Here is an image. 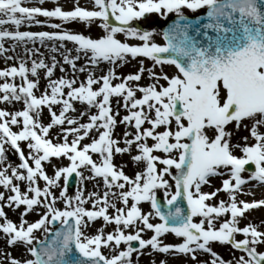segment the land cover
<instances>
[{
	"label": "snow or ice",
	"instance_id": "snow-or-ice-1",
	"mask_svg": "<svg viewBox=\"0 0 264 264\" xmlns=\"http://www.w3.org/2000/svg\"><path fill=\"white\" fill-rule=\"evenodd\" d=\"M26 2L0 0V26L35 24L55 30L2 28L0 54L8 51L6 39L58 41L51 52L59 53L62 63L55 55L46 63L36 49L41 58L30 67L21 59L0 69V104L22 105L0 108V240L5 244L0 264H133L134 253L136 264L141 255L152 253L183 255L193 264H264V231L251 221L240 226L247 211L264 207V199H238L253 194L251 187H243L250 181L264 185V0H91L90 9L71 0L70 10L58 0H52L51 9L23 6ZM185 10L203 11L190 18ZM153 13L161 18L176 14L163 30V44L153 39L156 29L133 24ZM97 21L102 34L96 38L63 27L82 22L90 28ZM25 51L31 56L34 50ZM133 60L137 71L118 74ZM145 60L151 67H145ZM64 65L70 66L72 78L52 79L58 66L65 72ZM165 66L175 72L169 74ZM97 70L102 74L96 75ZM145 72L150 83L140 85ZM77 73L86 79L78 81ZM77 102L84 106L79 111ZM45 108L49 122L42 123ZM121 108L126 114L118 120ZM118 123L124 131L114 138ZM53 129H58L54 136ZM10 151L18 163L8 162ZM124 154L139 168L132 176L125 173L126 164L114 162ZM61 157L69 162L66 166L52 163ZM73 174L77 186L69 194ZM216 176L226 177L221 187L202 191L203 185L212 187L210 177ZM97 179L104 190L98 185L86 192L84 181ZM157 190H163V201ZM220 192L226 199L209 203ZM178 199L187 202L186 212ZM141 202L150 205L149 211L141 209ZM5 208L17 214L16 221ZM30 214L37 218L28 220ZM97 219L103 224L88 234ZM108 225L114 228L106 232ZM37 232L45 239H38ZM146 233L151 234L145 238ZM168 234L176 242L166 243ZM214 243L242 254L226 260ZM11 249H22V255L13 256ZM198 253L210 260H197Z\"/></svg>",
	"mask_w": 264,
	"mask_h": 264
},
{
	"label": "rangeland",
	"instance_id": "rangeland-1",
	"mask_svg": "<svg viewBox=\"0 0 264 264\" xmlns=\"http://www.w3.org/2000/svg\"><path fill=\"white\" fill-rule=\"evenodd\" d=\"M34 5L38 4V0H30ZM47 1H50V0H45V2ZM45 8H48V9H51L52 7H54L55 5L52 3V0L48 3H45ZM58 3L59 5L64 8V10H70L71 7H72V2L71 0H58ZM42 5V4H40ZM80 5L83 6V7H86V8H91L92 7V3H91V0H80ZM170 15V14H169ZM168 15V16H169ZM156 21L159 20V22H162V20H164L163 18L159 17V19H155ZM53 23H59L58 20H53L51 21ZM99 21H97L96 23H94V25H92L90 28L89 27H86L82 22H69V23H66L63 25V27L67 30H70V31H73V32H80V33H83L85 35H90L92 36L93 38H96L98 37L99 35L102 34V30L99 29L96 24H98ZM10 25V24H8ZM146 25V24H145ZM144 27V26H143ZM2 28H7L9 31H13V29L11 27H0V29ZM146 28V27H145ZM149 29L151 28H154L152 25H150V27H147ZM40 29V28H39ZM38 29V30H39ZM42 29H47L45 31H54L55 29H52V28H49V27H43ZM156 31H158L159 29H157V27L155 28ZM158 33V32H157ZM122 37L123 35L121 34H118V38L122 40ZM9 42H13L12 40H9V39H6L3 41L4 43V47L6 49H8V51L4 52L3 54H0V69H4L6 67H10V66H13V65H18V62L19 60H25L27 62V65L30 67L31 65V61L32 60H38L40 57V55H38V53L36 51H34L32 53L31 56H28L27 53H22L20 51L21 48H25V47H21V46H15V48L12 47V44L9 43ZM130 43H137L138 41L136 40H132V39H129ZM53 43H56L57 46L59 45V42H53V41H50V45L53 44ZM37 46V47H40L41 50H39V54H42V58L45 59V62L48 63V61L50 62V57L52 56V54L50 53L51 52V48L52 46H50L47 42H44L43 44L40 43V44H31L30 46ZM65 46L66 48L68 49H74V46L71 42H65ZM19 49V51L17 50ZM49 49V50H48ZM48 50V51H47ZM43 51H47V52H43ZM55 56H56V53H53ZM73 55H75V52L73 50ZM4 56V58L2 57ZM8 56H11L13 57V59L11 60H6L5 57H8ZM57 58V56H56ZM58 60V59H57ZM58 61H61V60H58ZM62 63V61H61ZM84 63V60L81 59L79 61H77V68L80 67L81 64ZM151 61H147L145 60V67L148 68V67H151ZM107 66L105 64H101L100 65V68H106ZM138 64L135 60L131 61L130 63H127L125 65H123L122 67L118 68L117 69V72L118 74L120 75H127L129 73H134L135 71L138 70ZM64 69H65V72L64 73H61L60 72V68L59 66L54 70V75L52 77V79H57L59 78L61 75H65L67 78H72L69 73L72 72L70 66L68 65H64ZM172 69V70H171ZM169 71H168V66H165V71L172 74L175 72V69L174 67H172ZM90 71L92 70L91 68L89 69ZM40 71H43V70H40ZM156 71H159V69H156ZM78 74V77H77V80L78 81H83L86 79V76L84 73H77ZM96 75H100L102 74L99 70L96 71L95 73ZM29 79H33L31 77V75H29ZM4 82L3 79H0V83ZM16 83H20V79L17 77L16 80H15ZM116 81H114L113 83H115ZM140 85H146L148 83H150V81L147 79V72H145L143 74V79H141V81L139 82ZM44 87H40V89H43ZM37 95H39V93H37ZM140 93L137 92V96H139ZM19 106H17L15 103H13L12 105H5V104H0V108H6L8 110H18L20 108H22V105L17 103ZM76 104V103H75ZM78 110H81V109H78ZM96 109H93L92 112H95ZM126 112L123 108L120 109V117H118V120L123 116L125 115ZM87 117H83L82 119V122L86 121ZM41 122L42 123H47L49 122L48 120V113H47V109L45 108L43 110V115H42V118H41ZM146 126V125H145ZM124 125L122 124H117L116 128H115V131H114V138H121L122 137V134H123V131H124ZM15 130V129H13ZM132 129H130L131 131ZM55 129L51 130L50 131V135L54 136L55 135ZM243 134V133H240L238 134L239 136ZM236 135L234 138H233V142L235 143L236 142V138H238L239 136ZM239 139V138H238ZM237 139V140H238ZM88 142V141H87ZM149 144H151V140L148 141ZM121 146H123V144H121ZM21 147L23 148L24 145L21 144ZM25 151H27L25 149ZM157 155H160V153H155ZM236 154L237 155H240V152L237 150L236 151ZM93 159H97V157L95 155H93ZM127 160L128 161V164H127ZM8 162L10 163H18V159L15 157V155H13L11 153V151L9 152L8 154ZM114 162L117 163V164H121V163H124L126 164L127 166L124 168V171L127 175L129 176H132L134 174V172L136 170H139V168L137 166H133L134 164L132 162H130V159L128 157L127 154H124V155H117L114 157ZM52 163H55L57 165H67L69 162L67 161L66 158L64 157H61L59 158V160H57L56 158H52ZM130 163V164H129ZM133 164V165H132ZM131 165V166H130ZM130 167L132 168H135L134 170L133 169H129ZM142 167V165H141ZM45 170L46 172L51 175L52 174V168L49 164H45ZM133 172V173H132ZM87 175V173H85ZM246 175V174H245ZM247 176V175H246ZM62 183V181H61ZM87 183L90 184V181H87ZM170 183H172V181L170 180ZM210 183L212 185V187H209L208 185H203L201 190L202 191H209L211 192L213 189L216 188H220V180L216 181V182H213V179L210 178ZM257 182H252L250 185V187L252 188V195H238V199H242V200H245V201H249V200H258V199H264V192H261L259 190H256V187H252L253 185H255ZM43 185V182H41V186ZM218 186V187H217ZM23 188V185L21 186ZM249 187V188H250ZM249 188L245 189V191H247ZM0 190H3V189H0ZM104 189H101L99 191H103ZM68 193L69 194H73L74 192H71L70 190H68ZM219 199H226V194L225 193H219L217 197L213 198L211 201H209V203H212V204H215L217 203V201ZM86 207H89V205H85ZM16 213H13L11 212L9 218H11L13 221H16L14 220L15 217H16ZM35 218H37L35 216V214H30L27 219L28 220H34ZM227 218V215L224 217V219ZM251 221L252 223L254 224H257L259 225L260 229H262L264 231V223H261L262 221H264V208H259V209H254V210H249L247 211L245 214H244V218H241L240 219V226H244L245 223ZM98 221H94L92 223H97ZM96 228L92 231V232H88V234H94ZM35 235L37 236L38 239H41L44 234L42 232H37L35 233ZM164 241L167 243V242H176L175 238L171 235V234H168L166 235L164 238ZM1 242V246L2 248L5 247V244H4V241L3 240H0ZM213 249L215 251H217L224 259L227 260L232 258V249L230 248V246L228 245H220L218 243H214L212 245ZM149 250L148 249H145L144 252L147 253ZM22 254V253H21ZM235 255V253H234ZM15 257H20L21 255L20 254H15L14 255ZM236 256V255H235ZM133 264H136V256L135 254H133ZM161 259H166L167 260V264H193V262L191 261L190 258H187L185 256H173V255H170V254H161V253H152L151 255H141L139 257V264H151V261L155 260L156 261V264H159V261ZM197 260H209V257L206 256V254H203V253H198L197 254Z\"/></svg>",
	"mask_w": 264,
	"mask_h": 264
},
{
	"label": "bare ground",
	"instance_id": "bare-ground-1",
	"mask_svg": "<svg viewBox=\"0 0 264 264\" xmlns=\"http://www.w3.org/2000/svg\"><path fill=\"white\" fill-rule=\"evenodd\" d=\"M37 44H39L38 43V41L36 42ZM35 43V44H36ZM48 44L50 45V42H48ZM17 46H19V45H17ZM20 46L21 47H25L26 46V43H24V42H21V44H20ZM50 46H53V44H51ZM28 49H33L34 51L36 50V49H39V50H41V48L40 47H37L36 45L34 46H28ZM18 51H19V49H17ZM49 50V49H48ZM47 50V51H48ZM20 51L22 52V53H26V51H25V49L24 48H21L20 49ZM33 51V52H34ZM47 51H43V52H47ZM52 55H54L52 52H50ZM28 55V54H27ZM29 56V55H28ZM56 56H57V58L56 59H58V60H61L62 61V58H61V56L59 55V53H56ZM3 58H4V56H2ZM49 62V61H48ZM40 75H41V80H40V83H39V87H45V84H46V80L43 78V71H40ZM69 75L72 77V72H70L69 73ZM41 85V86H40ZM115 101H116V98H112V103H113V106L115 107ZM17 106H19L17 103H15ZM75 107H76V109L78 110V109H82L84 106L83 105H81L80 103H76L75 104ZM93 110V109H92ZM79 111V110H78ZM85 118H86V116H85ZM83 119V118H82ZM87 120V119H86ZM84 122H86V121H84ZM58 129H55V131H57ZM69 139H71V137L69 138ZM84 142H87V140H85ZM128 161L129 160H127L126 162L128 163ZM60 165V164H59ZM44 167H45V165H44ZM87 181H90V184L89 183H87ZM99 185V188H98V190H101V187H102V185H101V182L99 181V180H96V181H92V180H85L84 181V187H85V190H86V192L87 191H90V190H97V186ZM54 191H56L55 189H54ZM59 203V202H58ZM118 205H120L119 204V202H117V206ZM5 210V212L7 213V215H8V217L10 216V214H11V210L10 209H8V208H5L4 209ZM112 211V209H109V212H111ZM14 220H17V215H16V217H15V219ZM100 225H98V224H91V226L87 229V231H89V230H91V229H93L94 227H99ZM112 226L111 225H108V226H106L105 227V229H109V228H111ZM0 244H1V242H0ZM0 248H2V246L0 245ZM104 251H106V250H104ZM11 253H12V255L14 256L15 254H20V255H22L21 253H22V249H11ZM18 257V256H17Z\"/></svg>",
	"mask_w": 264,
	"mask_h": 264
},
{
	"label": "water",
	"instance_id": "water-1",
	"mask_svg": "<svg viewBox=\"0 0 264 264\" xmlns=\"http://www.w3.org/2000/svg\"><path fill=\"white\" fill-rule=\"evenodd\" d=\"M74 182H75V178H74V176H73V178H72V182H71V183L74 184Z\"/></svg>",
	"mask_w": 264,
	"mask_h": 264
}]
</instances>
